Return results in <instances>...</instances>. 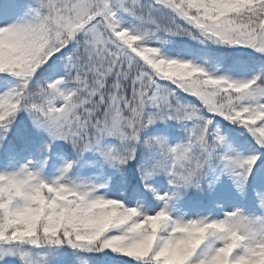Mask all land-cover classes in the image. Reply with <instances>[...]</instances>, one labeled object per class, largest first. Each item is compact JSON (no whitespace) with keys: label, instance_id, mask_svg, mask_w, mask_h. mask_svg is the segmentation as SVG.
<instances>
[{"label":"snow or ice","instance_id":"6c2138e0","mask_svg":"<svg viewBox=\"0 0 264 264\" xmlns=\"http://www.w3.org/2000/svg\"><path fill=\"white\" fill-rule=\"evenodd\" d=\"M0 264H264V0H0Z\"/></svg>","mask_w":264,"mask_h":264}]
</instances>
